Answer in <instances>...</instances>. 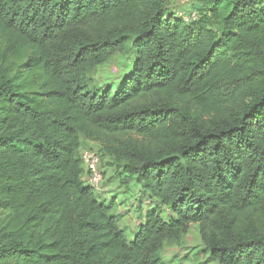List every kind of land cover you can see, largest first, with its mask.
<instances>
[{
    "label": "trees",
    "instance_id": "obj_1",
    "mask_svg": "<svg viewBox=\"0 0 264 264\" xmlns=\"http://www.w3.org/2000/svg\"><path fill=\"white\" fill-rule=\"evenodd\" d=\"M196 1L0 0V264H165L193 224L217 264H264V0ZM82 136L165 207L132 239Z\"/></svg>",
    "mask_w": 264,
    "mask_h": 264
},
{
    "label": "rangeland",
    "instance_id": "obj_2",
    "mask_svg": "<svg viewBox=\"0 0 264 264\" xmlns=\"http://www.w3.org/2000/svg\"><path fill=\"white\" fill-rule=\"evenodd\" d=\"M172 9L182 17H190V13L201 5L196 0H170ZM126 63L124 55H116L106 64L96 69L95 75L117 77ZM82 150L93 149L100 154L104 180L102 187L96 190L97 196L110 206L111 213L115 216L118 226L123 230L127 239H132L138 223L145 218L148 211L165 212V207L159 203L150 202L149 199L138 200V187L125 183L128 172L119 164L108 165L106 158L100 150L99 142L82 136ZM5 213L0 212V219ZM159 256L165 264H217L209 259L203 249L197 225H190L187 232L178 239H168L159 250Z\"/></svg>",
    "mask_w": 264,
    "mask_h": 264
},
{
    "label": "built area",
    "instance_id": "obj_3",
    "mask_svg": "<svg viewBox=\"0 0 264 264\" xmlns=\"http://www.w3.org/2000/svg\"><path fill=\"white\" fill-rule=\"evenodd\" d=\"M184 18L187 21L190 19V17ZM81 157L84 167L90 172L91 183L98 186L104 180L103 174L98 170L100 164L99 153L93 149H83Z\"/></svg>",
    "mask_w": 264,
    "mask_h": 264
}]
</instances>
